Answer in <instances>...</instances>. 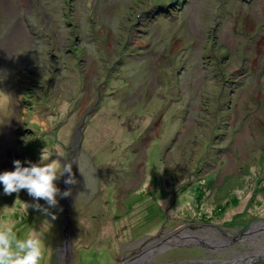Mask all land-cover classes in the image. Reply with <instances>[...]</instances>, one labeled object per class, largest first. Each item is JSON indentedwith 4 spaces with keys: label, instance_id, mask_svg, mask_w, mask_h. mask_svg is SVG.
<instances>
[{
    "label": "rangeland",
    "instance_id": "rangeland-1",
    "mask_svg": "<svg viewBox=\"0 0 264 264\" xmlns=\"http://www.w3.org/2000/svg\"><path fill=\"white\" fill-rule=\"evenodd\" d=\"M42 151L77 181H56L71 192L43 264H61L66 223L71 264H117L185 227L229 244L151 264L261 250L264 229L242 237L264 228V0H0V172ZM31 202L0 189V228H39Z\"/></svg>",
    "mask_w": 264,
    "mask_h": 264
},
{
    "label": "clouds",
    "instance_id": "clouds-1",
    "mask_svg": "<svg viewBox=\"0 0 264 264\" xmlns=\"http://www.w3.org/2000/svg\"><path fill=\"white\" fill-rule=\"evenodd\" d=\"M12 170L0 172V189L4 194L19 193L25 190L32 198L26 205L44 217L39 228L31 230L26 235H18L11 227L0 228V264H43L46 224H52L57 213L50 211L57 208L58 197L70 195L71 189L64 191L57 186L56 181L64 177L65 185L75 184L73 162L60 161L42 154L37 162L27 159L14 160ZM42 200L44 204L39 203ZM46 205V206H45Z\"/></svg>",
    "mask_w": 264,
    "mask_h": 264
},
{
    "label": "water",
    "instance_id": "water-1",
    "mask_svg": "<svg viewBox=\"0 0 264 264\" xmlns=\"http://www.w3.org/2000/svg\"><path fill=\"white\" fill-rule=\"evenodd\" d=\"M67 220V219H66ZM63 235H64V241L62 243V245L58 246V253L61 256V264H71L72 263V257H73V250H72V245H71V232H70V225L69 224H65V226L63 225ZM186 228V227H185ZM188 232V228L186 229ZM247 233V231L243 232V234ZM194 237V235H193ZM190 239V236L186 234H184V232L182 231V229H178L176 231H173L172 233H169L166 237H164L161 241L158 242H152V243H148L146 244L144 247V249H142V251H140L137 255H135L134 257H132V259H124L122 258L120 260L119 263L117 264H133L134 262H137L139 259L142 258V256H144V258L146 257L147 253V249L151 247L156 248V252H163L164 249H171V248H179L181 246H194V244H199L197 243H190L189 241L187 242L186 240ZM177 239H179L180 241H177ZM185 240V241H184ZM182 241V242H181ZM201 242H202V238H201ZM204 244V243H202ZM160 246V247H157ZM246 254V253H245ZM154 255V254H153ZM153 255L150 258H146V260L144 261H140L139 264H148V262L152 261ZM249 256V254H247ZM247 255L245 256L247 258ZM264 255H257V258H261ZM252 259V255L250 256ZM255 258V257H254ZM248 260V259H247ZM224 262V261H223ZM252 262L250 260H248V264ZM199 263H203V261H200Z\"/></svg>",
    "mask_w": 264,
    "mask_h": 264
},
{
    "label": "bare ground",
    "instance_id": "bare-ground-1",
    "mask_svg": "<svg viewBox=\"0 0 264 264\" xmlns=\"http://www.w3.org/2000/svg\"><path fill=\"white\" fill-rule=\"evenodd\" d=\"M181 229L184 232V234L187 235V233H188V235L190 236V239L187 238V240H186L187 242L188 241L190 243H197L198 242L202 247H204V248L208 247L211 252H214L217 248H220V249L225 248L229 244L228 241H226L225 239L211 238V237L206 236V235L201 234V233H195L193 231L191 232V229H189V228H188V232L186 230L187 228H181ZM261 229H264L261 226V224H260V226L253 225V227H252L251 230H249V229L247 230V233L248 234L247 233L243 234V237H242L243 241L246 242L247 240H250L251 237H257L259 235V232L258 231H260ZM193 235H194V237H193ZM201 238H202V242H201ZM177 241H180V240L177 239ZM202 243H204V244H202ZM263 245H264V243H263ZM157 247H160V246H157ZM261 250L263 251L264 250V247ZM261 250H259L260 252L259 251L258 252L257 251L254 252L252 254V256L253 257H257V255L259 253H260L259 255H264V252H262ZM156 251H157L156 248L151 247V245H150V248L147 249V253H145L146 254V257L144 258L145 255L142 256L141 259H139L137 262H134L133 264H139L140 261H144V260H146V258H150ZM261 253H263V254H261ZM250 256L251 255H249V256L247 255V258L246 257L245 258L239 257L237 259H232L233 260L232 263L229 262V260H227V261H224V262H220L218 264H240V263L246 264L248 262V260H250ZM205 264H209V262L208 263L206 262Z\"/></svg>",
    "mask_w": 264,
    "mask_h": 264
},
{
    "label": "flooded vegetation",
    "instance_id": "flooded-vegetation-1",
    "mask_svg": "<svg viewBox=\"0 0 264 264\" xmlns=\"http://www.w3.org/2000/svg\"><path fill=\"white\" fill-rule=\"evenodd\" d=\"M171 252L180 253V251H171ZM195 253H198V252H195ZM182 261L183 260H179V259H177V256H175V257H172L170 259H165V258L160 259L159 258L158 260H156V262L154 264H180V263L182 264ZM148 264H151V262H149Z\"/></svg>",
    "mask_w": 264,
    "mask_h": 264
}]
</instances>
